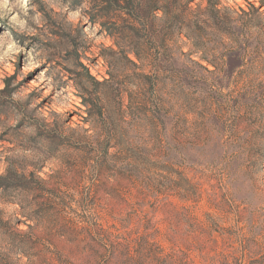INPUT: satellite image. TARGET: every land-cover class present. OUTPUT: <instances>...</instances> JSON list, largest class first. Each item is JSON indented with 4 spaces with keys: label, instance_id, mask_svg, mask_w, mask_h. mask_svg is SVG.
Listing matches in <instances>:
<instances>
[{
    "label": "rangeland",
    "instance_id": "rangeland-1",
    "mask_svg": "<svg viewBox=\"0 0 264 264\" xmlns=\"http://www.w3.org/2000/svg\"><path fill=\"white\" fill-rule=\"evenodd\" d=\"M189 1L203 50L159 69L87 4L0 0V264H264V0Z\"/></svg>",
    "mask_w": 264,
    "mask_h": 264
},
{
    "label": "trees",
    "instance_id": "trees-1",
    "mask_svg": "<svg viewBox=\"0 0 264 264\" xmlns=\"http://www.w3.org/2000/svg\"><path fill=\"white\" fill-rule=\"evenodd\" d=\"M73 3L76 7L89 5L90 10L87 12V16L90 23L101 26L102 31L107 33L117 47L118 50L110 49L107 51L109 55L108 53L103 55L107 60L110 59V56H120L121 60L131 67L139 68L146 64H154L161 69L175 61V58L170 54L172 51L170 45L178 43L182 36H185L189 42H194L193 54L198 55L203 50L201 32L205 30L203 28H200L199 31L195 29L192 18L197 10L192 8V1L73 0ZM262 5L263 7L260 9L253 10L262 15L260 10L264 9V2ZM219 12L212 10L215 15H218ZM244 15L247 16L248 13L244 12ZM217 28L220 31L223 30L218 25ZM205 60L214 67L215 71L218 70L217 65L210 63L208 59ZM77 68L78 70H71L69 76L75 83L74 88L88 110L96 109V105L79 95L78 84L87 81V83L97 86H106L109 80H105L103 83L97 82L82 62L78 63ZM65 88H70V85H65ZM112 148L114 147L104 148L107 156ZM14 180H17V173L14 170H7L5 176L0 178V190H9L10 188L7 189V186L14 185ZM4 181L11 183L3 185Z\"/></svg>",
    "mask_w": 264,
    "mask_h": 264
}]
</instances>
